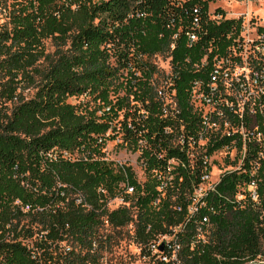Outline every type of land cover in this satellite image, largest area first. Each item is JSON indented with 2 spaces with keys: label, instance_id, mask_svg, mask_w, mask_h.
<instances>
[{
  "label": "trees",
  "instance_id": "1",
  "mask_svg": "<svg viewBox=\"0 0 264 264\" xmlns=\"http://www.w3.org/2000/svg\"><path fill=\"white\" fill-rule=\"evenodd\" d=\"M214 1L17 0L0 27V264H97L92 251L106 220L114 229L134 222L135 240L148 254L162 236H173L170 245H179L183 264H264V153H257L264 142L236 155L241 167L226 172L191 216L190 196L207 172L206 157L229 140L211 141L194 159L175 143L200 126L192 84L207 82L213 58L241 36L243 19L212 18ZM192 31L198 39L190 44ZM258 32L264 41V25ZM49 39L53 52L46 49ZM141 54L171 57L174 118L164 116L153 86L160 70ZM27 89L35 94L25 96ZM120 91L114 102L111 92ZM89 96L98 107L70 101ZM113 130L141 153L146 182L132 167L105 159ZM165 174L174 177L165 181ZM252 181L257 200L249 193ZM118 197L129 205L110 209L109 200ZM206 215L210 223L199 238ZM26 239L36 240L33 247ZM161 249L171 256L172 248Z\"/></svg>",
  "mask_w": 264,
  "mask_h": 264
},
{
  "label": "built area",
  "instance_id": "2",
  "mask_svg": "<svg viewBox=\"0 0 264 264\" xmlns=\"http://www.w3.org/2000/svg\"><path fill=\"white\" fill-rule=\"evenodd\" d=\"M210 14L214 19L226 18L225 14L222 13H212L210 11ZM193 23L196 28L200 26V21L197 16ZM243 28L242 26V31ZM188 37L190 44L198 39V35L194 31L190 32ZM237 40V44H233L226 55H217L213 58L210 67V78L207 82L196 80L192 84L190 101L194 112L200 118L198 131L195 135L190 134L188 136L183 133L175 137L176 144L181 145V149L186 151V153H206V146L211 141L229 140L221 149L216 150L214 153L225 151L227 153L225 159H229L230 165L232 166L230 169L221 172L218 179L212 182L211 170H209L211 156L209 158L206 157L209 168H206L207 172L203 176V181L195 189L194 194L190 196V216L198 211L199 205L206 204L204 198L208 192L215 190L221 177L226 172L235 171V169L241 167V161L237 166L233 164L237 153H243V156H245V153L250 152L253 142H264V133L260 129L264 125L263 37L259 35L257 28L254 37H246L241 32V36ZM140 58L146 61L149 60L160 70L161 75L155 77L153 86H155L157 97L162 103L164 116L174 118L179 114V108L177 105V92L174 82L175 76L171 66V57L162 55H155L153 57L141 54ZM164 60L166 65L161 63ZM208 62V56H205L201 64L206 65ZM137 75L139 76V73ZM230 153H235L233 159H230ZM257 153H264V145ZM164 187L165 184L160 186L159 190L162 191ZM248 189L250 196L254 200H257L258 193L254 181L248 185ZM102 191L105 193V190ZM134 191V187H128V193L132 194ZM162 195H164V192H162ZM242 197L244 196L240 195V198ZM115 200L118 206L129 205L124 201L123 197H118ZM77 202L81 203V198ZM17 203H20V201L18 200ZM158 203L159 199L156 200L155 204L157 205ZM28 209V205L24 207V210ZM200 223L204 225L198 228L200 231L199 238H201V235L203 236L204 226L207 227L210 223L209 216H204ZM106 224L108 225L107 220ZM162 237L167 238L171 236L165 235ZM170 243L168 242L166 244L162 240V242L152 244V252L154 250H161L158 258L166 262L173 261L177 264H183L178 258L179 245H170ZM162 246L172 248L170 257L163 253ZM47 264L57 263L56 261L50 260Z\"/></svg>",
  "mask_w": 264,
  "mask_h": 264
},
{
  "label": "rangeland",
  "instance_id": "3",
  "mask_svg": "<svg viewBox=\"0 0 264 264\" xmlns=\"http://www.w3.org/2000/svg\"><path fill=\"white\" fill-rule=\"evenodd\" d=\"M94 1L98 2L103 0ZM16 4L17 0H0V27L1 25L7 24L10 21L9 14L15 8ZM209 8L212 13H216L218 12L217 9H221L222 11H224L226 18L241 17L243 19L244 27L242 35L245 34L246 37H254L256 35L257 28L261 25H264V0H216L214 2H210ZM45 43L47 52H53L55 50V45L53 44L52 40L49 39ZM161 63L163 65H166L165 60ZM35 91V89H27L25 90L24 95L27 97H32L35 94ZM123 95L124 93L121 91L117 93L111 92V98L114 99V102L116 101L117 97ZM70 101H73L77 105L80 102L82 103L81 105L79 104L81 107L88 106L91 109L99 106V101H95L94 98L90 96L79 97L78 99L70 98ZM101 112L102 109L98 111L99 114H101ZM108 134L116 136L114 138H109L106 142V145L102 149V153H104L105 159L113 161L116 164H123L132 167L138 181L141 183L146 182L149 178V173L145 170L143 162L140 159L141 153L123 145L122 133L117 134V132L113 130ZM199 154L201 153H192L191 158L194 159V155ZM83 155L84 154L81 152L74 153V156L76 157H83ZM226 155L227 153H225V151H221L214 153L211 156L210 170L212 175V182L218 179L221 172H224V170L226 169H230V167L232 166L230 165V160L225 159ZM230 155V159H233L235 153H230ZM173 177L174 176L172 174H165L164 176V178H166L165 181H171ZM117 206L118 203L115 199L109 201L108 203V207L111 209ZM131 209L135 213L136 209L132 207ZM26 221H29V219H27ZM39 229L40 227L35 225V231L39 233ZM135 236L136 226L134 222L121 229H114L110 225L105 224V226L99 233V238L94 246V250L92 251L95 255L94 257L97 264H154L153 257L154 255H157V257H159V252L161 250H154L151 254H148L147 250H143V246L136 242ZM162 240H164L167 244L168 242L173 241V237H162L158 240V242H162ZM24 241L30 247L36 242L35 239H26ZM69 244L72 245V247L74 246V248L76 247L75 251H80L79 247L73 245L71 241L69 242Z\"/></svg>",
  "mask_w": 264,
  "mask_h": 264
},
{
  "label": "water",
  "instance_id": "4",
  "mask_svg": "<svg viewBox=\"0 0 264 264\" xmlns=\"http://www.w3.org/2000/svg\"><path fill=\"white\" fill-rule=\"evenodd\" d=\"M162 248V247H161Z\"/></svg>",
  "mask_w": 264,
  "mask_h": 264
}]
</instances>
